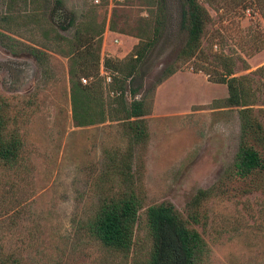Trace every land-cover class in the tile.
<instances>
[{
    "label": "rangeland",
    "instance_id": "374dc122",
    "mask_svg": "<svg viewBox=\"0 0 264 264\" xmlns=\"http://www.w3.org/2000/svg\"><path fill=\"white\" fill-rule=\"evenodd\" d=\"M11 1L0 0V15L33 7L29 1L25 5L23 0ZM62 1L78 18L95 9L97 20L106 26L101 55L118 59L126 57L139 40L127 31L136 29L152 7L149 0ZM166 1L164 30L142 64L145 75L139 97L151 105L145 116L149 138L142 150L143 183L145 205L170 201L184 213L197 189L210 187L231 167L240 121L236 107L209 105L227 96L225 84L195 72L192 61L178 60L187 32L179 26L176 0ZM198 1L211 16L203 47L229 54L235 60L234 75L253 77L259 97L255 113L264 125V77L254 73L264 65V0ZM53 2L44 3L46 21ZM111 19L126 33L111 30ZM73 31L58 33L71 37ZM8 34L14 40L0 43V94L8 105L6 125L18 130L21 149L13 165L0 166L2 255L15 256L20 264H130L131 254L125 258L111 253L86 231L104 189L99 179L106 169L104 150L126 145L119 122L76 126L69 57L42 48L45 54L38 55L40 61L28 47L35 44ZM170 64L181 67L156 84ZM106 94L112 98L109 91ZM244 185L234 180L228 190L239 192ZM204 207L207 222L193 225L209 247L201 264H264V192L215 197ZM137 234L144 239L143 229ZM143 246L138 241L132 253L146 254Z\"/></svg>",
    "mask_w": 264,
    "mask_h": 264
},
{
    "label": "trees",
    "instance_id": "16d2710c",
    "mask_svg": "<svg viewBox=\"0 0 264 264\" xmlns=\"http://www.w3.org/2000/svg\"><path fill=\"white\" fill-rule=\"evenodd\" d=\"M33 5L30 11H15L0 15V43L8 45L15 34L35 44L28 45L36 58L45 54L43 49L56 50L69 57L68 75L72 119L76 126H87L118 121L126 139L125 147H108L104 150L106 169L99 177L103 192L86 222V231L111 253L125 258L131 254L130 264H201L208 256L209 247L201 232L193 225L207 222L205 203L215 197L264 192V125L255 113L259 97L254 79L248 74L234 75L235 60L222 50L203 47L202 38L211 16L198 0H176L179 26L187 35L179 53L181 63L192 61L193 70L208 75L207 80L225 84L227 96L213 99L210 107H236L240 121L238 148L231 167L210 187L199 188L190 197L184 213L170 201L145 205L147 198L143 183L144 158L142 150L148 138L145 116L151 105L141 96L142 64L162 35L167 21V1L149 0L148 19L138 22L136 29L128 30L139 38L128 55L122 59L101 55L104 21H98L95 9L86 10L78 18L67 9L62 0H54L44 17L47 0H23ZM12 2V1H11ZM14 2V0H13ZM12 2V3H13ZM264 16V13H263ZM30 22L33 27H30ZM118 30L111 19L108 26ZM73 28L71 37L58 33ZM118 32L126 33L120 28ZM33 37H32V36ZM41 39H37L36 36ZM41 47V48H40ZM40 61L43 58H39ZM112 76L105 85L99 74L100 63ZM181 66L168 65L156 84L174 74ZM264 77V65L255 71ZM85 78L86 83L81 79ZM114 91L110 98L106 91ZM130 96L129 100L127 96ZM6 100L0 94V166L13 165L21 149L17 129L7 127ZM241 180L245 185L231 193L228 183ZM141 212V213H140ZM143 229L144 239L137 232ZM138 241L148 243L141 255H134ZM143 242V243H142ZM0 264H20L17 257L2 255Z\"/></svg>",
    "mask_w": 264,
    "mask_h": 264
},
{
    "label": "built area",
    "instance_id": "2783aa9c",
    "mask_svg": "<svg viewBox=\"0 0 264 264\" xmlns=\"http://www.w3.org/2000/svg\"><path fill=\"white\" fill-rule=\"evenodd\" d=\"M246 11H249V9H247ZM99 72H100L99 74L104 79L105 85H109L112 82V76H111L110 72L104 68L103 61L102 60H101V63H100V70H99ZM81 80H82L83 83H86L87 82L85 78H82ZM109 93H110V95H114V91L113 90H110Z\"/></svg>",
    "mask_w": 264,
    "mask_h": 264
},
{
    "label": "crops",
    "instance_id": "0c3cea01",
    "mask_svg": "<svg viewBox=\"0 0 264 264\" xmlns=\"http://www.w3.org/2000/svg\"><path fill=\"white\" fill-rule=\"evenodd\" d=\"M176 73V72H175ZM173 75V74H172Z\"/></svg>",
    "mask_w": 264,
    "mask_h": 264
}]
</instances>
